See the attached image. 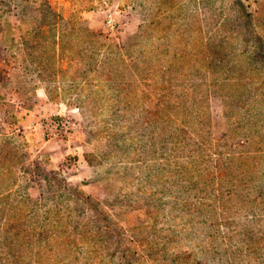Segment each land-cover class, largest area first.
Masks as SVG:
<instances>
[{"label":"rangeland","instance_id":"374dc122","mask_svg":"<svg viewBox=\"0 0 264 264\" xmlns=\"http://www.w3.org/2000/svg\"><path fill=\"white\" fill-rule=\"evenodd\" d=\"M0 264H264V2L0 0Z\"/></svg>","mask_w":264,"mask_h":264},{"label":"built area","instance_id":"2783aa9c","mask_svg":"<svg viewBox=\"0 0 264 264\" xmlns=\"http://www.w3.org/2000/svg\"><path fill=\"white\" fill-rule=\"evenodd\" d=\"M104 21L105 25L111 28L113 19L109 15L105 17ZM76 113V109H69L63 116L52 115L51 119L45 120L43 125L46 137L60 140L68 138L74 129Z\"/></svg>","mask_w":264,"mask_h":264},{"label":"trees","instance_id":"16d2710c","mask_svg":"<svg viewBox=\"0 0 264 264\" xmlns=\"http://www.w3.org/2000/svg\"><path fill=\"white\" fill-rule=\"evenodd\" d=\"M264 2V0H262Z\"/></svg>","mask_w":264,"mask_h":264}]
</instances>
